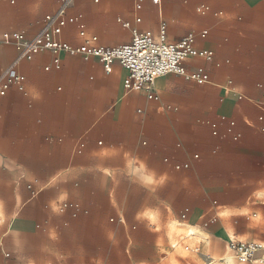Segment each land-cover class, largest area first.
Segmentation results:
<instances>
[{
  "label": "crops",
  "instance_id": "crops-1",
  "mask_svg": "<svg viewBox=\"0 0 264 264\" xmlns=\"http://www.w3.org/2000/svg\"><path fill=\"white\" fill-rule=\"evenodd\" d=\"M68 1L0 0V36L22 29L35 36L45 17L58 14ZM132 1L70 0L65 13L81 16L86 35L80 36L77 24H68L59 39L73 46L115 47L130 43L133 29L158 35L164 24L169 42L194 33L195 47L214 53L212 60L185 62L188 72L203 69L210 81L198 84L166 74L155 82L158 99H150L145 91H126L128 72L118 63L107 74L96 58L60 53L56 68L49 50L19 60L14 45L0 43V79L12 66L26 78L23 91L14 85L0 100V194L13 199L33 192L70 194L55 212L70 201L80 206V216L88 213L83 198L210 194L207 183L222 184L225 177L245 173L250 159L264 156L263 111L257 105L264 90V0H161L160 8L153 0H141L139 23ZM203 6L210 11L200 12ZM185 164L189 168H176ZM11 208L4 211L8 217L15 213L14 203ZM197 210L191 211V221L198 220ZM231 212L255 223L245 207ZM39 226L36 219L20 217L0 227L7 230L0 249L5 236L36 235ZM208 232L224 237L221 228ZM235 259L225 254L211 264H235Z\"/></svg>",
  "mask_w": 264,
  "mask_h": 264
},
{
  "label": "rangeland",
  "instance_id": "rangeland-1",
  "mask_svg": "<svg viewBox=\"0 0 264 264\" xmlns=\"http://www.w3.org/2000/svg\"><path fill=\"white\" fill-rule=\"evenodd\" d=\"M248 163L243 174L225 177L222 184L207 183L210 194H156L158 200L148 194H110L109 198L105 194L83 198L88 213L77 217L55 212L70 194H22L15 199L0 194V227L11 226L20 217L36 219L40 225L36 235L5 236L0 264H211L213 258L234 256L228 248L230 238L262 245L259 253L264 256V156ZM220 189L229 194H220ZM13 203L15 213L8 217L4 211L11 210ZM235 207H245L255 223L246 216L232 217ZM196 208L194 222L189 216ZM186 209L189 215L183 219ZM217 228L222 229V240L208 232ZM191 229L196 236L189 235ZM6 231L1 229L0 237ZM175 243L179 247L173 249ZM184 246L194 250L186 251ZM235 264L251 263L235 259Z\"/></svg>",
  "mask_w": 264,
  "mask_h": 264
},
{
  "label": "built area",
  "instance_id": "built-area-1",
  "mask_svg": "<svg viewBox=\"0 0 264 264\" xmlns=\"http://www.w3.org/2000/svg\"><path fill=\"white\" fill-rule=\"evenodd\" d=\"M13 2V0H11ZM70 1V0H69ZM69 1L65 8L68 7ZM156 8L161 7V0H153ZM131 5L136 13L135 21L141 22L139 12L142 10V1L133 0ZM65 8L55 15H47L43 22V27L38 34L31 37L28 29H22L12 32H4L0 36V43L14 45L19 52V60H32L35 55L45 50L51 51L56 57L54 65L60 68V53H68L70 55H80L85 60L90 58L98 59L104 66L107 74L111 73L114 64H120L128 72V76L124 80V87L127 92L145 91L150 99H158L154 95V86L157 78L160 76L175 73L184 76L187 80L195 81L198 84H205L210 81L209 75L199 69L195 72H188L185 62L193 57H201L206 60H212L214 53L210 50H199L195 47L198 35L190 33L184 36L179 42L171 43L167 39L166 26L163 24L158 35L151 31L141 32L138 29H133L132 40L130 43L106 47L83 43L78 46H73L59 39L68 24H77L81 37L86 35L84 24L81 22V16H67ZM202 13L210 11V7L203 6L199 9ZM125 27L130 28V22H124ZM207 32H202L200 37H206ZM97 38L93 37L92 41ZM49 69V68H47ZM26 78L16 68L10 67L0 79V100L6 96L12 86L16 85L19 90H24ZM257 105L263 111L259 117L264 119V90L263 99L257 102ZM235 122L230 123L231 132ZM214 127H216L214 125ZM264 131V128H262ZM217 134V132H214ZM235 140L240 138L236 135ZM84 144L81 143L77 149L78 153L82 152ZM3 165L8 162L2 160ZM168 161V160H166ZM177 169L189 168L188 164L177 165ZM31 189L32 186H29ZM36 194V192H33ZM80 206L74 202L65 201L58 205L57 210L60 213L72 211L74 216L80 212ZM189 215V209H186L182 214V218L186 219ZM190 239V238H189ZM178 243H175L172 248H178ZM228 248L234 253V257L240 263H248L255 261L257 264H264V256H258L263 246L257 243L245 242L235 238H230ZM186 251L194 250L190 246H184Z\"/></svg>",
  "mask_w": 264,
  "mask_h": 264
},
{
  "label": "bare ground",
  "instance_id": "bare-ground-1",
  "mask_svg": "<svg viewBox=\"0 0 264 264\" xmlns=\"http://www.w3.org/2000/svg\"><path fill=\"white\" fill-rule=\"evenodd\" d=\"M195 234H196L195 230L191 229V230L189 231V235H195ZM228 261H229V262H232V258H231V257H228ZM232 263H234V262H232Z\"/></svg>",
  "mask_w": 264,
  "mask_h": 264
}]
</instances>
